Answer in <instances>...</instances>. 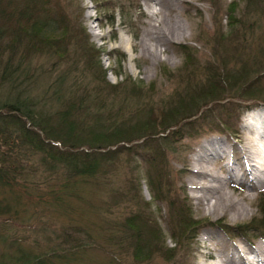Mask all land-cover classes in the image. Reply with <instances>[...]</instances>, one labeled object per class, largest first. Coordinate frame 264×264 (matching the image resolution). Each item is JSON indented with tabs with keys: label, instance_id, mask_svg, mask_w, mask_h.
Listing matches in <instances>:
<instances>
[{
	"label": "trees",
	"instance_id": "trees-1",
	"mask_svg": "<svg viewBox=\"0 0 264 264\" xmlns=\"http://www.w3.org/2000/svg\"><path fill=\"white\" fill-rule=\"evenodd\" d=\"M241 2L245 10L252 2L264 9V0L231 2L224 10L230 31L214 34L212 60L203 65L191 47L176 46L183 62L175 89L155 101L153 87L145 90L129 77L118 84L106 80L100 51L68 12L71 0H0V185L24 188L39 157L49 171L43 183L53 207L64 205L65 194L80 207L63 210L73 217L85 212L83 223L70 221L45 251L35 252L32 243L26 251L10 228L18 211L0 200V242L19 252L1 253L0 264H89L93 247L106 264H191V246L209 224L193 217L169 156L186 134L198 133L197 119L215 113L216 131L235 134L233 102L264 103L263 53L258 57L246 39V22L236 15ZM143 178L152 202L141 195ZM85 188L101 195L100 204ZM161 204L175 248L167 247L152 210ZM257 209L258 225L219 228L263 238L264 199Z\"/></svg>",
	"mask_w": 264,
	"mask_h": 264
},
{
	"label": "rangeland",
	"instance_id": "rangeland-1",
	"mask_svg": "<svg viewBox=\"0 0 264 264\" xmlns=\"http://www.w3.org/2000/svg\"><path fill=\"white\" fill-rule=\"evenodd\" d=\"M233 1L235 0H177L176 13L178 20L184 24V35L175 36L172 41L162 46L159 54V58H161L156 62L150 56L144 55L138 46L139 40L144 36L148 13L150 12L145 0H71V7H69L68 12L70 14L72 11L73 18L77 17L78 23L88 35L89 41L100 51V65L106 70V80L110 84L123 83L129 77L134 82L141 83L145 90L153 87L154 100L159 101L167 98L174 91L177 82L175 80L178 79L177 76L179 75L175 74L182 69L183 55L176 50V46L185 44L191 47L196 59L202 65L212 60V38L217 32L224 34L230 31L224 10ZM152 6V12L159 10V6L155 4ZM220 6L222 11L218 12ZM245 6L246 3L241 2L236 15L240 20L243 19L246 22L244 27V30L247 31L246 39L252 43L251 47L255 54L259 57L260 52H262L264 59V9L262 5L255 4V2L250 4L248 10H245ZM218 25L220 30H218ZM219 53L223 55L224 49L219 47ZM163 71L166 74L170 72L175 77L167 79ZM233 104L237 116V133L219 134L216 131L219 122L217 114H210L207 119H197L198 133L195 135L186 134L176 145V152L169 156L177 186H179V190L181 188L180 192L188 198L193 217L206 220V225L209 224L199 231L195 243L191 246L192 251H194L192 258H190L191 264L210 262L205 259V255L210 250V242L203 238L204 232H218L217 234L227 243L239 241L245 244L247 242L255 244L254 242H256L264 245V237L251 239L250 236L243 233H238V235L237 233L235 235L233 233L226 234L219 228L220 225L233 228L242 225L244 227L246 224L258 225L262 218L257 208L260 201L264 199V184H259L256 177L249 178L243 174L241 176L244 178L242 182H239V175L234 177L227 173L226 164L228 160L237 163L242 160L239 149L244 147L245 141L243 139L249 135V130L244 126L248 122L254 123L255 120L264 115V103L234 101ZM234 107H232L233 110ZM193 121L194 119L191 120V123ZM220 140L223 148L231 150L232 153H228L230 157L225 160H216V162L210 159L207 162L201 157L202 146L210 141L217 142ZM38 160L39 157H36L34 163L37 171L35 173L31 170L28 171L24 188L15 187L9 190L0 185V200L9 203L18 211V217L13 219L14 222L10 224V228H15L11 229V232L20 239L21 247L19 248L29 251V248L34 246L32 244H37L38 247H36L35 252L48 249L70 221L83 223V214L85 213L84 211L80 212L79 215L75 213V217H73L69 211L63 210L62 208L66 206L72 210H77L80 207L75 199L72 200L65 194L60 195V198H64V205H58L59 208L56 207L57 209L53 207L54 203L51 201V196H48L47 185L43 183L44 177L49 171L41 168ZM200 164L205 165L208 167L207 169L220 176L230 177L227 190L241 201V205L249 211L247 217L231 221L230 213L225 215L209 214L203 210L197 201L196 187L198 182L197 168ZM140 189L143 199L152 202L151 193L144 178L140 181ZM86 191L85 196L88 199L100 204L101 195L99 193H92L88 189ZM247 193L251 196L246 197ZM68 202L69 204L65 205ZM152 210L160 220L166 235L167 247L175 248L174 241L170 239L166 232V226L162 222L165 217L164 205H160V210L153 206ZM2 219L0 218V224ZM15 247L9 243L2 244L0 242V254L4 253L7 257H15L19 253ZM89 252L88 259L85 258L89 264H106V256L97 247H93V250ZM151 264L164 263L158 259Z\"/></svg>",
	"mask_w": 264,
	"mask_h": 264
},
{
	"label": "bare ground",
	"instance_id": "bare-ground-1",
	"mask_svg": "<svg viewBox=\"0 0 264 264\" xmlns=\"http://www.w3.org/2000/svg\"><path fill=\"white\" fill-rule=\"evenodd\" d=\"M145 1L150 12L144 36L139 40L138 46L144 55L150 56L156 62L161 58H159L161 47L172 41L175 36L184 35L185 27L177 17V0ZM152 4L159 6V10L152 12ZM244 128L249 130V135L243 139L244 147L239 149L242 160L238 163L228 160L227 173L234 177L239 175V182H242L244 178L241 174L249 178L256 177L262 185L264 184V115L254 123L248 122ZM221 143V140L210 141L203 145L201 157L207 162L210 159L216 162V160H225L230 157L228 153L231 154V150L223 148ZM207 168L203 164L197 168V201L203 210L209 214L230 213L231 221L247 217L249 211L227 190L230 177L220 176ZM237 170H239L238 173ZM250 196L251 194L247 193L246 197ZM217 233L204 232L203 238L211 245L208 244L210 250L205 255V259L210 261L207 264H264V245L256 242L245 244L239 241L227 243Z\"/></svg>",
	"mask_w": 264,
	"mask_h": 264
}]
</instances>
